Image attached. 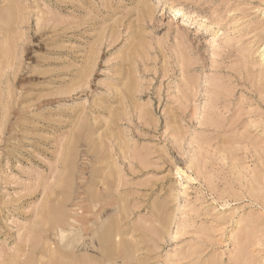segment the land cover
<instances>
[{"label":"rangeland","instance_id":"374dc122","mask_svg":"<svg viewBox=\"0 0 264 264\" xmlns=\"http://www.w3.org/2000/svg\"><path fill=\"white\" fill-rule=\"evenodd\" d=\"M263 48L264 0H0V264H264Z\"/></svg>","mask_w":264,"mask_h":264},{"label":"bare ground","instance_id":"6f19581e","mask_svg":"<svg viewBox=\"0 0 264 264\" xmlns=\"http://www.w3.org/2000/svg\"><path fill=\"white\" fill-rule=\"evenodd\" d=\"M173 12V14L177 17V16H179V15H183L184 14V10H183V8H178V9H175V10H173L172 11ZM260 57L262 58V60H263V62H264V48H263V50L260 52ZM178 174H179V178L180 179H182V180H187V176H186V174H185V172H183V171H179L178 172ZM184 192L186 193L187 192V187L186 186H184ZM94 202V201H93ZM72 219V218H71ZM73 220V219H72ZM70 221L71 220H66L63 224H61V222L60 223H56V224H53V226H51V228H50V230L52 229V231H51V235H53V236H56V237H58L59 238V240H61V241H59V243H61L62 245H60V246H62V249L64 248V249H66V247L68 246V243H73L72 241H67V243H66V241H62L64 238H65V235H66V229L65 228H68V227H70V226H72V225H70L69 223H70ZM73 222L74 223H76V221L75 220H73ZM78 222V221H77ZM79 222L81 223V220H79ZM84 224V223H83ZM90 226L91 225H88V223H86V224H84V229H88L89 230V228H90ZM71 229V228H70ZM83 229V230H84ZM47 233V232H46ZM82 246V245H81ZM89 247V246H88ZM88 247L86 246V245H84V246H82L81 248H83L82 249V251H86L87 249H88ZM105 248V247H104ZM75 248H73V251L71 252V253H68V254H64V258H66V259H70V263H72V264H93L92 262H93V260H94V258L93 257H91V258H89L88 256L86 257V255L85 256H83V254H81L80 255V253H79V250H74ZM117 249V248H116ZM61 250V249H60ZM91 256H93V255H91ZM97 261V260H96ZM116 262H117V259H111V260H109L108 259V262H104V263H101V262H95V260H94V264H116Z\"/></svg>","mask_w":264,"mask_h":264}]
</instances>
